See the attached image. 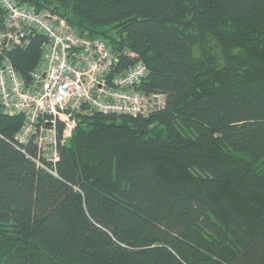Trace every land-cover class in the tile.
I'll list each match as a JSON object with an SVG mask.
<instances>
[{
    "label": "trees",
    "instance_id": "1",
    "mask_svg": "<svg viewBox=\"0 0 264 264\" xmlns=\"http://www.w3.org/2000/svg\"><path fill=\"white\" fill-rule=\"evenodd\" d=\"M25 1L164 102L78 115L67 140L58 121L55 162L0 109V264H264V0ZM205 35L222 58L195 54ZM40 41L7 53L24 78Z\"/></svg>",
    "mask_w": 264,
    "mask_h": 264
},
{
    "label": "built area",
    "instance_id": "2",
    "mask_svg": "<svg viewBox=\"0 0 264 264\" xmlns=\"http://www.w3.org/2000/svg\"><path fill=\"white\" fill-rule=\"evenodd\" d=\"M41 38L39 59L26 78L7 53ZM119 60L100 39H87L50 10L35 11L25 0H0V109L21 116L20 144L33 141L46 162L57 160V122L67 140L78 115L148 116L163 97L137 90L147 75L142 64L116 73Z\"/></svg>",
    "mask_w": 264,
    "mask_h": 264
},
{
    "label": "rangeland",
    "instance_id": "3",
    "mask_svg": "<svg viewBox=\"0 0 264 264\" xmlns=\"http://www.w3.org/2000/svg\"><path fill=\"white\" fill-rule=\"evenodd\" d=\"M203 41L195 45V54L200 55L202 52H206L212 55L214 58H222L224 46L214 38L208 37L207 35L202 37Z\"/></svg>",
    "mask_w": 264,
    "mask_h": 264
},
{
    "label": "bare ground",
    "instance_id": "4",
    "mask_svg": "<svg viewBox=\"0 0 264 264\" xmlns=\"http://www.w3.org/2000/svg\"><path fill=\"white\" fill-rule=\"evenodd\" d=\"M111 48V47H110ZM120 60V59H119ZM144 66V65H143ZM146 67V66H145ZM120 71V70H119ZM94 114H96V113H94ZM82 121H83V119H82ZM81 123V122H80ZM61 125V124H60ZM77 125H78V123H77ZM20 128H21V126H20ZM59 130V129H58ZM62 133V132H61ZM60 133V134H61ZM73 134V133H72ZM63 142V141H62ZM65 144V143H64ZM63 146V145H62ZM54 171V170H53Z\"/></svg>",
    "mask_w": 264,
    "mask_h": 264
},
{
    "label": "water",
    "instance_id": "5",
    "mask_svg": "<svg viewBox=\"0 0 264 264\" xmlns=\"http://www.w3.org/2000/svg\"><path fill=\"white\" fill-rule=\"evenodd\" d=\"M16 1H20V0H16Z\"/></svg>",
    "mask_w": 264,
    "mask_h": 264
}]
</instances>
